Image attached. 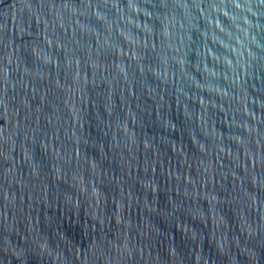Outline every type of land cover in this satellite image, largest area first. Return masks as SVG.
Wrapping results in <instances>:
<instances>
[{
	"label": "water",
	"instance_id": "1",
	"mask_svg": "<svg viewBox=\"0 0 264 264\" xmlns=\"http://www.w3.org/2000/svg\"><path fill=\"white\" fill-rule=\"evenodd\" d=\"M0 264H264V0H0Z\"/></svg>",
	"mask_w": 264,
	"mask_h": 264
}]
</instances>
